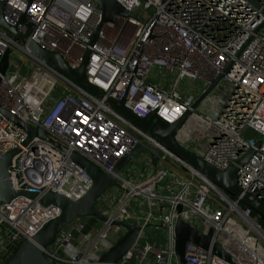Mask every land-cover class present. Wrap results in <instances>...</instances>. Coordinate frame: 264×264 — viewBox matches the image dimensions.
Returning a JSON list of instances; mask_svg holds the SVG:
<instances>
[{"label":"built area","instance_id":"1","mask_svg":"<svg viewBox=\"0 0 264 264\" xmlns=\"http://www.w3.org/2000/svg\"><path fill=\"white\" fill-rule=\"evenodd\" d=\"M117 1L129 15L105 22L94 44L102 21L101 7L94 0H33L30 6L23 0H7L5 4L8 24L22 33L31 29L30 38L60 54L71 69L79 70L90 51L88 81L105 94L97 97L40 62L0 27V62L11 49L0 83V155L20 149L10 167L15 189L40 195L52 191L76 200L92 180L68 153L45 140L35 137L27 144L28 134L3 109L45 128L69 152L81 154L107 173L141 142L163 151L158 167L149 154L139 164L130 160L123 167L118 185L96 203L107 217L102 228L87 230L83 218L76 220L44 249L46 256L57 264H96L126 231L114 223L125 222L136 223L140 234L116 264H178L175 230L181 217L205 234L212 229L214 239L238 264H264V227L253 217V209L236 198L228 201L198 173L190 177L175 170L168 162L172 153L108 102L124 100L138 117L155 112L156 124L174 123L190 111L177 139L220 171L254 149L238 166L234 181L244 194L264 205V27L259 29L264 0ZM191 135L196 137L194 144ZM59 214L57 206H43L24 196L0 205V264ZM185 260L186 264H233L191 241Z\"/></svg>","mask_w":264,"mask_h":264},{"label":"water","instance_id":"2","mask_svg":"<svg viewBox=\"0 0 264 264\" xmlns=\"http://www.w3.org/2000/svg\"><path fill=\"white\" fill-rule=\"evenodd\" d=\"M7 0H0V27L6 30L15 39L20 40L25 44L30 53L40 62L53 67L59 73L68 76L71 80L79 84L83 89L95 94L97 97H104V92L96 86L89 83L86 75V65L90 56V51L87 52L84 63L79 70H73L69 67L64 58L58 54L49 52L38 45L30 38L31 29L26 33H22L16 26L10 25L5 19V4ZM29 6L33 0H23ZM102 10V21L95 33L92 44L98 38L105 22L115 21L117 15L128 16L129 12L117 0H94ZM264 14V10H263ZM264 27L263 24L259 29ZM11 49H6L2 60L0 62V83L2 76L8 70L10 63ZM224 74L213 80V82L205 89V91L198 97L193 105L196 109L200 103L206 98L208 94L215 88ZM108 102L116 108L128 121L134 126L143 130L145 133L156 137L162 148L167 149L174 157L182 161L186 167L195 173H198L201 178H204L214 184L219 191L224 195L225 199L230 201L236 198L242 202L243 205L249 206L256 212L259 220L264 221V205L257 201L254 197L244 194L241 188L235 183L234 176L239 165L245 163L247 159L253 154L252 149L245 157L240 159L237 163L232 164L225 171H220L201 159L198 155L193 153L177 139V132L184 124L185 120L190 114V111L185 113L179 120L174 123H166L165 125L156 124L154 121L155 112L143 118L135 115L129 108L124 105L123 101H116L115 99H108ZM5 116L13 122L18 128H21L28 134L27 144L35 137L45 140L55 148L68 153L71 161L80 166L91 178L92 185L86 193L79 199H72L61 193L48 191L43 195L38 192L18 190L15 189L11 181L10 167L16 154L20 149L8 151L4 155H0V205L11 202L18 196H24L29 199H38L43 206L55 205L60 209V214L47 220L32 239L23 240L14 254L5 260L2 264H57L55 261L49 259L44 249L52 245L61 231L72 222L85 218L94 217L101 221H106L107 217L97 208V201L105 194V192L113 186L118 185L117 175L128 164V162L138 155L147 152L154 167H158L163 151L161 148L152 147L147 142L138 144L130 154L121 158L115 165L112 172H105L95 163L89 161L77 152H69L68 147L51 137L47 130L41 126H33L9 111L2 110ZM261 145V141L257 143V147ZM181 205L178 207L181 211ZM126 231L117 240V242L106 251L96 264H116L118 261L129 252L138 240L140 234V227L136 223L115 222ZM176 253L178 264H186L185 251L186 245L189 241L199 244L205 249L212 250L213 254L221 257L233 264H238L234 256H232L218 240L214 239L213 230L210 229L208 234L192 227L188 222L179 217L176 223Z\"/></svg>","mask_w":264,"mask_h":264},{"label":"rangeland","instance_id":"3","mask_svg":"<svg viewBox=\"0 0 264 264\" xmlns=\"http://www.w3.org/2000/svg\"><path fill=\"white\" fill-rule=\"evenodd\" d=\"M222 89V91L224 90V87L223 88H221ZM192 136V139H191V143H193L194 144V140L196 139V137L195 136H193V135H191ZM191 136H189V137H191ZM197 137H199L198 135H196ZM190 143V142H189ZM192 147H193V145H191ZM146 155H148V153L147 152H145V153H142V154H140V155H138L136 158H134L133 160H131V163L132 164H139V160L140 159H142L143 157H145ZM168 162H169V164L175 169V170H180L182 173H184L186 176H192V171H190L186 166H184L180 161H178V159H176V158H174V157H172V158H169V160H168ZM164 168H168V166H165ZM196 180L197 181H199V179L198 178H196ZM111 189H113V188H111ZM217 196V195H216ZM86 218H88V217H85L84 219H86ZM256 220H258V216L257 217H254ZM95 220H92V222L95 224V228L96 229H100V228H102V226L104 225V223H103V221H101V220H99V219H96V218H94ZM259 221V220H258ZM148 232H150L149 231V229H148Z\"/></svg>","mask_w":264,"mask_h":264},{"label":"crops","instance_id":"4","mask_svg":"<svg viewBox=\"0 0 264 264\" xmlns=\"http://www.w3.org/2000/svg\"><path fill=\"white\" fill-rule=\"evenodd\" d=\"M148 156L146 155L145 157H143L142 159H147ZM92 220H95L94 217H88L86 219H82V222H84L87 225V230H91L95 224L92 222Z\"/></svg>","mask_w":264,"mask_h":264},{"label":"trees","instance_id":"5","mask_svg":"<svg viewBox=\"0 0 264 264\" xmlns=\"http://www.w3.org/2000/svg\"><path fill=\"white\" fill-rule=\"evenodd\" d=\"M157 124L165 125L166 123H165V122H162V121H159V122H157ZM242 205H243V204H242ZM243 206H244V205H243ZM252 215H253V217H257V214H256L255 211H253ZM259 222H260V223L262 224V226L264 227V221L259 220Z\"/></svg>","mask_w":264,"mask_h":264},{"label":"bare ground","instance_id":"6","mask_svg":"<svg viewBox=\"0 0 264 264\" xmlns=\"http://www.w3.org/2000/svg\"><path fill=\"white\" fill-rule=\"evenodd\" d=\"M197 124L201 125V123H200V122H197ZM182 134H183V132H181V136H183ZM227 200H228V199H227ZM228 201H230V200H228Z\"/></svg>","mask_w":264,"mask_h":264},{"label":"flooded vegetation","instance_id":"7","mask_svg":"<svg viewBox=\"0 0 264 264\" xmlns=\"http://www.w3.org/2000/svg\"><path fill=\"white\" fill-rule=\"evenodd\" d=\"M259 219V218H258Z\"/></svg>","mask_w":264,"mask_h":264}]
</instances>
